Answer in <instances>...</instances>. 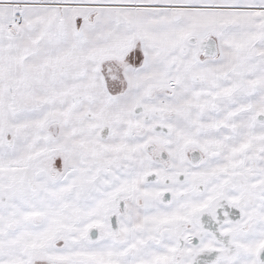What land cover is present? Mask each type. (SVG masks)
<instances>
[{
	"label": "snow or ice",
	"instance_id": "1",
	"mask_svg": "<svg viewBox=\"0 0 264 264\" xmlns=\"http://www.w3.org/2000/svg\"><path fill=\"white\" fill-rule=\"evenodd\" d=\"M0 264H264V0H0Z\"/></svg>",
	"mask_w": 264,
	"mask_h": 264
}]
</instances>
